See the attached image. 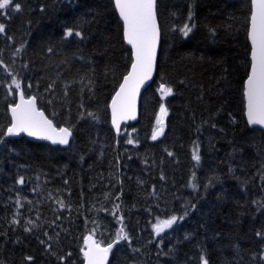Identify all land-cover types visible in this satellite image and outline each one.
Here are the masks:
<instances>
[{
    "label": "trees",
    "instance_id": "1",
    "mask_svg": "<svg viewBox=\"0 0 264 264\" xmlns=\"http://www.w3.org/2000/svg\"><path fill=\"white\" fill-rule=\"evenodd\" d=\"M14 3L0 12V264H85L90 235L114 245L108 264H264V131L245 118L251 0H157L156 75L132 135L110 123L133 61L114 0ZM19 89L72 130L68 146L6 136Z\"/></svg>",
    "mask_w": 264,
    "mask_h": 264
},
{
    "label": "snow or ice",
    "instance_id": "2",
    "mask_svg": "<svg viewBox=\"0 0 264 264\" xmlns=\"http://www.w3.org/2000/svg\"><path fill=\"white\" fill-rule=\"evenodd\" d=\"M115 3L123 18L127 41L135 49V62L131 65V71L124 77L119 91L111 102L112 122L119 129L121 119H135L137 95L145 82L151 79L154 71L160 33L156 15L157 0H115ZM251 3L254 10L250 16L251 74L247 78V115L250 124L264 126V0H251ZM10 5L12 11L21 9L20 3H14V0H0V12L8 9ZM192 30V27L185 24L180 31L182 36L187 38ZM4 32L5 25L0 24V34ZM73 34L72 29L68 28L63 39L66 40ZM75 36L81 37V33L76 32ZM160 91L163 96H169L173 92L172 88L164 85L161 86ZM21 100L20 104L11 108L14 122L7 128V136L27 133L28 136L50 141L53 145H69L72 136L70 129L54 127L53 122L35 107V96L24 100L21 94ZM159 112L160 116L152 140H156L164 132L167 108L162 105ZM194 159L200 160L198 153L194 155ZM23 182L21 177L19 183ZM176 222L177 217L172 216L162 224H157L155 230L157 233L163 232ZM127 239V234L122 233L118 236L117 242ZM88 240L93 241V237L90 235ZM113 246L110 243L107 247H101L93 241L84 253L87 264H106ZM28 259L32 258L28 257ZM202 264H208L206 258L203 259Z\"/></svg>",
    "mask_w": 264,
    "mask_h": 264
},
{
    "label": "water",
    "instance_id": "3",
    "mask_svg": "<svg viewBox=\"0 0 264 264\" xmlns=\"http://www.w3.org/2000/svg\"><path fill=\"white\" fill-rule=\"evenodd\" d=\"M114 2H115V0H114ZM115 8H116V11H117V14H118L120 20L122 21V23H123V25H124L123 18H122V17L120 16V14H119V9L116 7V3H115ZM253 10H254V9H253V5H252V11H253ZM156 15H157V11H156ZM250 16H251V15H250ZM157 24H158V28H159V33H160V35H159V43H158V46H157V54H156V59H155L154 71H153V74H152L151 79L145 82V84L141 87V89H140V91H139V93H138V95H137L135 119H121L120 122H119V123H120V127H119V129H117L116 125L113 124V122H112V108H111V102H112L113 98L115 97L116 93L119 91L120 86H121V84L123 83V79H124V77H125L126 75H128V73L131 71V66H130V69H129V71L127 72V74L123 77L120 86L118 87V89L116 90L115 94L113 95V97H112V99H111V101H110V104H109L110 115H111V116H110V121H111V125H112V127L114 128V130H115V132H116L117 134H119V132H120V130H121V128H122V126H123L124 124L135 123V122L138 120V118H139V107H140L141 96H142L144 90H145V89H146V88H147V87L153 82V80H154V78H155V75H156V68H157V60H158V55H159L160 43H161V32H160V26H159L158 17H157ZM249 31H250V22H249ZM249 31H248V39H249V43H250V47H251V41H250ZM123 36H124L125 43H126L127 46H129V47L131 48V50H132V56H133L132 64H133V63L135 62V49L133 48V46H132L131 44L128 43L127 38H126V35H125V29H124V28H123ZM250 60H251V49H250ZM132 64H131V65H132ZM250 74H251V69H250V73H249V75H250ZM247 78H248V77H247ZM21 94H23V99H24V100H27V99H29V98H31V97L33 96V95H32V96H25V94L23 93L22 90H19V91L17 92V94H16L17 98H16V102H15V104H12V105L9 106V115H10V118H11V123H10V125H9L8 127H10L11 124L14 122V121H13V118H12V114H11V108L14 107V106H16L17 104H20V103L22 102V100H21ZM245 96H246V97H245V118H246V121H247L248 125H249L251 128H259V129H261L262 131H264V126L259 125V124H255V125H254V124H250L249 121H248V115H247V103H248V102H247V79H246V82H245ZM35 107L37 108V110L42 111V112L45 114V116L47 117V119L51 120V119L46 115V113H45L42 109H40V108L38 107L37 99H36ZM51 121H52V120H51ZM52 122H53V121H52ZM53 125H54V127H56L57 129L61 128V127L55 125L54 122H53ZM8 127H7V128H8ZM62 127H66V126H62ZM66 128H68V127H66ZM70 131H71V130H70ZM71 132H72V131H71ZM6 133H7V129H6ZM6 136H7V134H6ZM22 136H25V137H27L28 139H30V140H32V141H35V142H46V143H49L50 145H53V144H51L50 141L43 140V139H40V138H37V137H31V136H28L27 133H21L19 136H8V137H17V138H18V137H22ZM71 138H72V136L70 137V141H71ZM53 146H62V147H66V146H68V145H53ZM93 241H95V240L93 239ZM93 241H89V240L86 241V244L88 245V247L92 244ZM95 243H96V242H95ZM99 245H100V244H99ZM100 246H101V247H107V246H104V245H100ZM86 251H87V250H86ZM109 257H110V255H108V258H107L106 264H108V262H109ZM85 264H87V258H86V257H85Z\"/></svg>",
    "mask_w": 264,
    "mask_h": 264
},
{
    "label": "rangeland",
    "instance_id": "4",
    "mask_svg": "<svg viewBox=\"0 0 264 264\" xmlns=\"http://www.w3.org/2000/svg\"><path fill=\"white\" fill-rule=\"evenodd\" d=\"M15 97L17 98L16 95H15ZM13 104H15V103H13ZM155 130H156V129H155ZM124 132L128 133L129 135H132V134L135 132V129H134V128L122 127L118 135H120L121 133H124ZM255 148H256L257 151L261 152V146H260V142H259L258 139H257V141H256V143H255ZM254 165H255V164H254ZM162 222H163V220H158L157 222H154V223L152 224V227L155 228V226H156L157 224H162ZM156 233H157V232H156ZM121 245L124 247L123 244H121ZM87 248H88V245H87L86 249H87ZM111 255H112V251L110 252V260H111ZM109 262H110V261H109ZM131 264H141V262H139L138 260H135V261L132 262Z\"/></svg>",
    "mask_w": 264,
    "mask_h": 264
}]
</instances>
